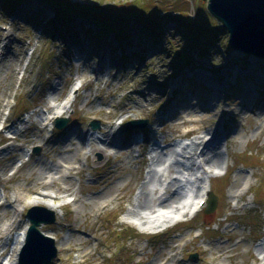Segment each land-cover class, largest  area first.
<instances>
[{
	"label": "rangeland",
	"instance_id": "374dc122",
	"mask_svg": "<svg viewBox=\"0 0 264 264\" xmlns=\"http://www.w3.org/2000/svg\"><path fill=\"white\" fill-rule=\"evenodd\" d=\"M98 1L117 10L135 0ZM144 2L162 9L158 23L171 42L161 45L170 43L171 54L133 33L122 49L129 57L124 60L120 51L90 40L83 25L89 20L75 15L70 16L74 43L83 47L65 49L62 38L38 26L55 14L43 0L0 4V229L13 216L16 195L22 206L11 232L15 235L0 241V262L16 246L17 233L28 227L25 215L31 206L25 203L37 199L34 206L45 207L49 199L41 195L47 194L68 203L57 210L55 224L40 227L55 241L52 264H264V90L259 88L264 72L255 59L243 62L237 52L223 53L218 42L207 57L200 58L196 49L187 53L189 63L179 65L173 78L169 67L188 42L177 39L174 19L163 15L208 20L207 0ZM94 49L103 53L100 61L91 55ZM110 56L120 61V69ZM78 88L61 116L68 118L67 125L50 133L43 120ZM92 121L99 123L94 131L88 128ZM132 121L147 125L127 132L126 141L140 132L151 140L130 149L115 147L112 139L121 135V123ZM3 122L9 125L1 131ZM214 131L219 136L214 145L197 151ZM96 145L108 155L97 166L95 153H87V146ZM35 148L38 155L31 153ZM63 166L69 168L64 173ZM202 180H208L216 206L205 213V205L193 215L191 205L200 197L196 185ZM175 192L181 199L191 194V213L177 215L174 208L182 209L178 199L162 217L160 204Z\"/></svg>",
	"mask_w": 264,
	"mask_h": 264
},
{
	"label": "trees",
	"instance_id": "16d2710c",
	"mask_svg": "<svg viewBox=\"0 0 264 264\" xmlns=\"http://www.w3.org/2000/svg\"><path fill=\"white\" fill-rule=\"evenodd\" d=\"M21 1V0H20ZM43 6L46 8H51L55 11V19L47 23L46 28L51 33L55 34L58 37L65 38V36L71 35L69 38L74 42L76 38V32L72 30V21L71 15H75L79 18H84L91 22H85L84 27L87 24L88 30L87 34L91 35L90 40L100 43H104L112 51H120L128 42L134 33L136 37L140 40L146 38L151 40L152 46L155 44V48L161 51H165L167 48L168 53L171 54L172 48L170 43L167 47L164 48L161 45L162 42L169 41L166 39V31L163 29V25L158 23L162 18V14L159 13V10H162L159 7H149L146 6L148 3L144 0H135L131 3L124 4L120 6L119 9L115 10L103 4V2L96 0L97 4L93 5H80L75 4L70 1L64 0H43ZM165 10H163L164 12ZM180 14V13H179ZM182 15V14H181ZM161 16V17H160ZM168 17L169 21L174 19L176 28L173 30V34L177 33L178 40L185 38L188 42L187 45H184V51H178L172 60L170 65V70H174L172 73L176 75L179 70V65L186 67L189 63V53L192 49H196L197 54L200 58L207 57L211 48L217 47L216 44H220V49L223 53H230L232 51L228 34L224 31V28L218 25V22L207 13L208 20L199 18L197 21H192L190 19H185L178 17L175 20V17H171L170 13L163 15V18ZM157 17L159 20H157ZM132 23L134 24L132 26ZM71 27V29L69 28ZM83 26L81 25V28ZM162 27V28H161ZM225 35V36H224ZM173 36V35H172ZM225 38H222V37ZM104 38V40H103ZM174 38V37H173ZM108 39H112L111 42H107ZM171 42V41H169ZM123 47H122V46ZM151 45V44H150ZM117 49V50H116ZM125 59H128V56L122 54ZM246 56H249L246 53ZM141 56L135 57L140 59ZM260 68L264 70V58L259 59Z\"/></svg>",
	"mask_w": 264,
	"mask_h": 264
},
{
	"label": "water",
	"instance_id": "95a60500",
	"mask_svg": "<svg viewBox=\"0 0 264 264\" xmlns=\"http://www.w3.org/2000/svg\"><path fill=\"white\" fill-rule=\"evenodd\" d=\"M206 8L228 34L232 49L264 58V0H207ZM67 123L68 119H58L56 126L62 129ZM146 124L147 121L130 122L126 129L144 128ZM91 127L98 129V122H92ZM93 154L95 166L107 159L101 152L94 151ZM215 206L216 197L211 194L205 213L212 212ZM26 219L29 227L17 264H51L57 257L55 241L42 233L40 227L54 224L55 214L44 207H33L27 212Z\"/></svg>",
	"mask_w": 264,
	"mask_h": 264
},
{
	"label": "bare ground",
	"instance_id": "6f19581e",
	"mask_svg": "<svg viewBox=\"0 0 264 264\" xmlns=\"http://www.w3.org/2000/svg\"><path fill=\"white\" fill-rule=\"evenodd\" d=\"M22 11H24L25 12V16H29V15H33V13L32 12H30V11H28L27 10V12H26V10H22ZM23 12V13H24ZM53 14H54V12H53ZM54 17H55V14H54ZM237 53H239V55H238V57L239 58H250V56H246V53H243V52H241V51H236ZM258 62V61H257ZM260 75V74H259ZM253 76V78L254 77H256V76H254V75H252ZM252 76H250V77H252ZM250 80V79H249ZM253 81H255L254 79H253ZM254 86V85H253ZM215 88V87H214ZM55 89L56 90H58V87L56 86L55 87ZM213 91V93L215 92V91H219V88H217V89H214V90H212ZM70 106V101L68 100V101H66L64 104H63V106H60V108L59 107H57V108H55V110H56V113L54 114V115H49V116H47L46 118H45V120H44V123L45 124H48V125H50L51 124V122L55 119V118H57V117H60L61 115H63L64 113H65V110H67L68 109V107ZM215 132V131H214ZM211 133L210 135H208V137H206V139H205V141L209 138V137H211V136H213L215 133ZM89 135V134H88ZM89 136H93V135H89ZM94 137V136H93ZM94 139H98L97 137H94ZM87 141V140H86ZM204 141V142H205ZM87 142H89V141H87ZM204 142H201L198 146H197V150H198V148L199 147H201L202 145H204ZM100 144V143H99ZM194 143H191V145H193ZM196 145V144H195ZM210 147H212L211 145H210ZM190 149V148H189ZM203 149H205V148H203ZM105 149H103V147L101 146V145H96V147H95V149H93L92 147H89V146H87V153L88 154H93V152L94 151H99V152H101V153H104L107 157L106 158H108V155L105 153V151H104ZM108 154H109V156L110 155H112L113 153H109L108 152ZM183 154L184 155H186L187 154V152H186V149H184V152H183ZM201 154V156H203V152H201L200 153ZM184 163L185 164H188V161H184ZM164 166H165V163H163L162 164V166H161V168L163 169L164 168ZM63 168L65 169L64 171H63V173L66 171V170H68L69 168H66L65 166H63ZM180 194H178V192H175V195H172V196H170L169 198H167V199H165L160 205V207H159V209L157 210V213H162V217H165V215L167 214L166 213V210H169V209H173V207L172 206H170V203H174L173 201H177L178 199H181L180 198V196H179ZM17 196V200H15L14 202L16 203V208L15 207H13L12 208V211H13V216H12V218H11V220L10 221H8V223L7 224H4V225H2V227H1V229H0V233H2L1 235H0V239H12V236H14L15 234H13V233H11L14 229H15V226H16V224L18 223V222H20V217L18 216L19 214H20V212L22 211L21 209H22V206H21V204H20V202L18 201V195H16ZM46 199H49L46 203H43L44 205H45V208H47L49 211H51V212H54L55 214H57V210L60 208V207H62L64 204H65V200L67 199V198H63V197H61V198H57L56 196H54V195H50V196H47V197H45ZM5 199V196L3 195L2 196V200H4ZM201 199H203L204 200V196L202 195L201 197H200V199L199 200H201ZM182 202L185 204L184 205V207H183V209H181L180 211H182V212H185V211H189L190 209H191V206H195L194 204H192L191 206H189V201L191 200L190 199V197H187V198H183L182 197ZM181 200H180V202H181ZM55 201H58L57 203H55ZM179 202V203H180ZM37 203V200H33V201H27L26 203H25V205H35ZM205 206V205H204ZM144 224H147V223H144ZM3 235V236H2ZM17 240H16V246L13 248V250H12V252H10L3 260H1V262H0V264H3V263H5V264H16V261H17V254H18V252H19V249H20V247L23 245V243H24V237H25V234H24V232H19V233H17ZM2 256H3V252L1 253V255H0V258H2ZM3 261V262H2Z\"/></svg>",
	"mask_w": 264,
	"mask_h": 264
}]
</instances>
